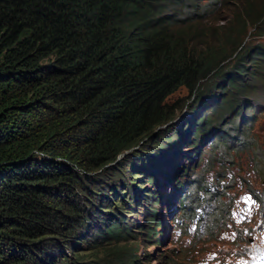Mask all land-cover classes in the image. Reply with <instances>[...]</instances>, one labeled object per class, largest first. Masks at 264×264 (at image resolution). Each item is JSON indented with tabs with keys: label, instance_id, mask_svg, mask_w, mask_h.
I'll use <instances>...</instances> for the list:
<instances>
[{
	"label": "trees",
	"instance_id": "trees-1",
	"mask_svg": "<svg viewBox=\"0 0 264 264\" xmlns=\"http://www.w3.org/2000/svg\"><path fill=\"white\" fill-rule=\"evenodd\" d=\"M223 8L219 0L203 5L200 0H0V264H50L61 252L55 235H62L67 223H56V191L43 189L64 182L65 176L77 181L72 167L60 173L68 166L54 161L66 159L61 151L79 153L76 146L81 144L80 152L88 146L107 149L129 142L141 129L154 131L168 124L184 105L170 104V96L181 87L193 92L191 98L202 90L187 104L192 110L215 95L211 111L221 121L224 147L232 148L238 137L248 134L255 108L248 101L252 82L247 79L264 82V45L235 52L246 26L257 27L264 12L250 22L249 6L244 5L241 26L227 33L232 25L222 22L219 38L212 41L203 27ZM229 55L237 60L224 70ZM214 72L225 82L219 94L213 88L220 83L207 90L200 86ZM237 119L241 127L233 128ZM210 123L207 115L193 122L194 136ZM181 125L168 129L188 127ZM247 147L244 143L233 153ZM231 161L230 156L225 162ZM135 207L132 199L118 207L104 205L102 209L113 213L104 218L95 212L102 228L95 235L114 239L131 234L125 220ZM75 217L86 219L85 214ZM156 226L149 215L147 235L154 236ZM78 234L67 231L68 251L89 245L72 242ZM45 236L53 237L51 244L36 243ZM181 251L175 249L172 262L163 258L175 264ZM114 254L94 264L151 262L147 252L139 260L123 248ZM62 256L57 263L66 264L65 252Z\"/></svg>",
	"mask_w": 264,
	"mask_h": 264
},
{
	"label": "rangeland",
	"instance_id": "rangeland-1",
	"mask_svg": "<svg viewBox=\"0 0 264 264\" xmlns=\"http://www.w3.org/2000/svg\"><path fill=\"white\" fill-rule=\"evenodd\" d=\"M219 1L224 3V8L214 15L209 24H205L203 27L205 32L209 33L208 37L212 41L219 38L222 22H226L225 25L228 23L232 25L227 33L241 26L244 18V5L249 6L250 17L248 20L250 22H256L255 18L264 12V0ZM209 2L210 0H200L201 5ZM244 31L246 34L243 35L242 39L238 38L240 46L235 53H240L241 48L243 52L245 50L249 51L252 47L259 44L264 45V21L260 22L257 27L247 25ZM228 58V62L222 65L224 70L230 69L235 60H237L233 55H229ZM249 61L248 59L247 62ZM249 66V69L254 68L252 64ZM244 76L246 77L247 73ZM247 80H251L252 82L248 101L257 108L252 116H250L252 123L248 125V134L244 132V138L238 137V140H240L239 144H234L232 148L224 147L222 144L218 145L216 142L209 146V141H214L215 139L214 135L210 136L205 143L196 144L191 148L189 147L191 132L180 128L173 129L171 127L172 129H168L170 128L169 126L181 122L182 124H188V127H191L190 130L192 131L193 122H196L203 115L210 116L211 120V126L206 131L211 129L210 127L220 125L221 123L217 112L213 114V111H210L212 106L216 105L215 101L210 102L215 95H211L210 99L204 96L207 101L210 100L209 103L207 104V101H205L202 106L192 110L187 104L193 98H198L202 90H199L196 96L191 98L190 96L193 92H190L191 90L186 87H181L170 96L171 101L169 100L173 106L179 105L180 107L184 104L181 108L177 109L175 119L166 124L168 125L167 129L163 125L162 127H155L158 130L154 129V131L143 132V129H141L140 132L128 139L131 143L136 141L135 145L139 146V148L129 153L125 159L126 161L121 160L117 163L113 161L108 166L103 165L105 160L112 158L113 152L120 150L121 153L127 152V147L130 146V143L127 141L112 144L107 149H103L102 145L99 147L88 146L85 151L80 152L84 148H81L83 146L81 144L82 146H76L78 150L80 149L79 153L61 151L60 153L64 154L68 160L67 163L66 160L61 161L60 159H54V161L59 162L61 165L63 163L68 164V166H65L60 173H69V164H79L77 166L81 167L82 170L86 169L91 171L90 173L94 172V174H85L77 168L75 174L73 173L77 177L75 184L74 181H70L65 176L64 182L58 180L57 182L48 183V188H43L49 194L53 190L56 191V216H58L56 223H67L64 229L60 228L62 235H55L56 239H58L56 245L60 246L61 252L53 258L54 262L50 264H63L57 263L64 258L62 252H65L67 255L66 264H94L99 259L116 256L114 252L119 248H123L125 251L131 250V254L136 260L143 259L145 252L149 253L151 255L149 259L151 262H146V264H169L165 259L167 258L172 262V253L176 248L182 251L178 253L177 257L174 256L175 264H223V261L227 264L230 261L228 260L229 257L233 255L243 256L245 253L243 246L246 241H241L238 237L230 234V227H227L229 230L226 229V223L232 218L226 210L229 208V205L234 204L235 194L238 195L240 192L248 190L244 185L245 182L252 185V188L250 187L251 191H258V189L264 191V82L251 77ZM219 83V86L214 87ZM224 83L221 79V74L214 72L200 86L206 90L214 87L213 89L219 94L225 87ZM228 116L229 113L224 115V117ZM222 125L227 126L225 123ZM235 126L241 127L240 119H237L233 124V128ZM151 133H153L152 136H148ZM169 133H173L175 137L172 139L171 137L168 138L170 136ZM230 134L233 135V133ZM244 143H248V147L244 151L236 154L233 153L237 146H242ZM227 149H230V151L227 152ZM199 151H202V154L199 161L195 163ZM208 151L212 153L209 154ZM258 155L261 157H258ZM133 156L140 158L139 163H134V167H136L134 169H132L133 166H129V161H131ZM230 156L232 157V161L226 163L225 161L229 160ZM162 157H165V160L161 161ZM97 161L99 162L95 163ZM87 164H93V166L87 167L85 166ZM149 165L153 168L155 166L157 170L149 172L151 170ZM171 172L172 174L175 173V175L169 179L171 174L168 177L169 180H167L172 185L167 184L166 187L161 189L162 201L164 203L169 201L165 204L164 208L168 210L170 215L166 219L163 218L161 220V227L156 228L152 240L147 242L146 238L148 235L145 232L147 215L151 214V210L157 213V207L160 205L157 194L159 182L163 181ZM199 181H203L204 183L209 182V184L213 183L218 186L219 193L212 197L211 204L207 203L209 196L206 190L200 189L198 191V188L195 187ZM69 182L73 183L74 186H70ZM229 185L232 186L228 187ZM177 193L180 196L176 197ZM194 195L204 201L203 204L206 212L205 215H202V219L196 224V227L186 223V215L180 213L179 207H177L178 198L186 200L188 196ZM131 199L135 202L136 209L134 212L128 214L125 223L129 226L132 233L127 234L125 237L114 239L96 236L95 233L98 229H102L97 225L99 222L98 215H105L104 218H107L110 217L108 215H112L113 213L111 209L109 211L102 209L103 206L108 204L112 207H118L123 202H128ZM73 204H76L77 207H72ZM160 207L162 208L161 205ZM64 211H69V213H64ZM95 212L98 213L97 216ZM77 213L78 215L85 214L86 219L82 220L80 217H75ZM175 216L180 217L182 223L172 222ZM206 217L207 223L204 222ZM212 219H219L223 223L225 222V225L221 229L215 228L211 224H208ZM232 219L234 220V218ZM52 221L55 222V219L52 218ZM120 224L122 225V221ZM252 224L253 221L246 224L235 223L237 227L251 226ZM188 226L189 229L187 228ZM53 230H56V228ZM69 230L79 231V234L72 242L85 241L89 245L86 247L77 246L73 248V251L68 252L66 246H68L67 240L69 237L66 234ZM184 232H186L185 235ZM149 238L151 239V237L147 239ZM157 238H159V241H155ZM51 239L53 237L45 236L37 240L36 243H40V245L51 244ZM62 240L64 241L63 243L61 242ZM164 256L165 259L163 258ZM131 264L133 263L131 262Z\"/></svg>",
	"mask_w": 264,
	"mask_h": 264
},
{
	"label": "clouds",
	"instance_id": "clouds-1",
	"mask_svg": "<svg viewBox=\"0 0 264 264\" xmlns=\"http://www.w3.org/2000/svg\"><path fill=\"white\" fill-rule=\"evenodd\" d=\"M212 102V101H211ZM210 111H211V109H210ZM213 111V110H212ZM211 111V112H212ZM255 111H256V109H255ZM208 116V115H207ZM162 125L165 127V129H167V127H166V124H160V125H158L157 127H162ZM175 125V124H174ZM219 125V124H218ZM218 125L217 126H213V127H210L211 129H209L208 131H206L207 129H208V127L209 126H211V123L206 127V130L202 133V134H198V137L196 138L195 136H194V133H195V131H194V127H193V129H192V131L190 130L189 132H191V142L189 143V147H191L192 148V146L194 147L196 144H201V143H205V141L207 140V139H209V137L210 136H212V135H214L215 136V139H214V141H209V146L211 145V144H213V143H217L218 145H220V144H222L220 141H222L221 140V129L218 127ZM187 129V127L186 128H182V127H176V129ZM190 129H191V127H190ZM155 130H158V128H156ZM188 130V129H187ZM170 135V134H169ZM177 136V135H176ZM175 137V135L173 136V137H171V139L172 138H174ZM193 141V142H192ZM137 143V142H136ZM136 143H134L132 146H128L127 147V152H125V153H121V150L120 151H116V152H113V154H112V158L111 159H109V160H105L104 162V164L103 165H107L108 166V164H110V163H112L113 161L115 162V163H117V162H120L121 160H123V161H126L125 159L127 158V156H128V154L129 153H132V152H134L135 150H138V148H139V146H136L135 144ZM142 145V144H141ZM223 146L225 145V144H222ZM134 146V147H133ZM189 149V148H188ZM198 151V150H197ZM196 151V152H197ZM209 152V154L210 153H212L211 151H208ZM187 153V152H186ZM185 153V154H186ZM202 154V151L200 152L199 151V153L197 154V158L195 159V163L196 162H198L199 161V159H200V155ZM202 159H203V156H202ZM63 160H66V159H63ZM163 160H165V157H162L161 158V161H163ZM67 161L68 160H66V163H67ZM161 161H160V163H161ZM99 161H97V162H95V163H98ZM140 162V158L138 157V156H133V158L131 159V161H129V166H133L132 167V169H134V168H136V167H134L135 165H134V163L135 164H137V163H139ZM126 163V162H125ZM72 164V163H71ZM68 165V164H67ZM73 165V166H72ZM72 165H70L69 164V166L70 167H72L73 168V170L74 171H77V168L81 171L82 170V168L81 167H78L77 165H79V164H72ZM85 166H87V167H91V166H93V164H87V165H85ZM109 166H111V165H109ZM150 167H151V165H149ZM154 170H157V169H155V166H154V168L153 167H151V170H149V172L150 171H154ZM159 170V169H158ZM85 174H91V175H93L94 174V172H92V173H90L91 171H88V170H86V169H83L82 170ZM172 172L168 175V176H166L165 178H164V180L163 181H161V182H159V188L157 189V194H158V200H159V202H160V205L162 206V208L160 207V205L157 207V213L154 211V210H151V214H148V215H153L154 216V218H155V221H156V223H157V226H156V228L157 227H161V220L163 219V218H167V216L168 215H170V213L168 212V210L166 209V208H164V206H165V204L167 203V202H169V201H167V202H163L162 201V192H161V189L162 188H164V187H166V185L167 184H170V185H172L168 180L171 178V177H173V175H175V173H173L172 175ZM154 175V174H153ZM171 175V176H170ZM155 176V175H154ZM170 176V177H169ZM156 177V176H155ZM168 177H169V179H168ZM168 179V180H167ZM211 186H213V190H212V192H208V190H210V187ZM195 187H197L198 188V191H200V189H205L206 190V193L208 194V198H207V203L208 204H211V200H212V197L213 196H215V195H217L219 192V188H218V186L217 185H214L213 183L212 184H209V182H207V183H204L203 181H199V183L198 184H196L195 185ZM178 196H180L178 193L176 194V197H178ZM178 200V203H177V207H179V210H180V208H181V206L183 205V203H184V200H183V198H178L177 199ZM199 201H200V199L199 198H197V196H191L190 198H189V202H187V204H188V208L186 207V208H184L183 207V212L182 213H187V217L188 218H191L193 215H195L194 214V210L192 209V204L194 203V204H199ZM201 205H203L204 206V204H201ZM134 206V205H133ZM136 209V208H135ZM205 210H204V212L201 214V216L202 215H205ZM148 215H147V217H148ZM207 218V217H206ZM146 220H147V218H146ZM216 220L217 219H212L211 221H210V223H208V224H211L213 227H215V224L217 223L216 222ZM174 221V219L172 220V222ZM222 222V224H221V226H223V224L225 223H223V221H221ZM156 228H155V230H156ZM147 234V233H146ZM154 235H155V233H154ZM148 237H151V235H148ZM147 237V238H148ZM146 238V240H147V242H149V241H151L152 240V237H151V239L149 238V239H147ZM159 241V238H157V239H155V241ZM70 251V250H69ZM68 251V252H69ZM72 255L73 256H75V254L74 253H72ZM75 259H76V257H75Z\"/></svg>",
	"mask_w": 264,
	"mask_h": 264
},
{
	"label": "bare ground",
	"instance_id": "bare-ground-1",
	"mask_svg": "<svg viewBox=\"0 0 264 264\" xmlns=\"http://www.w3.org/2000/svg\"><path fill=\"white\" fill-rule=\"evenodd\" d=\"M182 125H183V124H182ZM182 125H181V126H182ZM184 126H186V125H184ZM125 151H127V150H125ZM122 153H124V152H122Z\"/></svg>",
	"mask_w": 264,
	"mask_h": 264
}]
</instances>
